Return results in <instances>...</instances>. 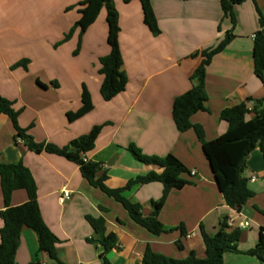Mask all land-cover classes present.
<instances>
[{
	"label": "crops",
	"instance_id": "obj_1",
	"mask_svg": "<svg viewBox=\"0 0 264 264\" xmlns=\"http://www.w3.org/2000/svg\"><path fill=\"white\" fill-rule=\"evenodd\" d=\"M29 1L0 0V81L7 84L5 79L9 77L15 88L14 92L7 93L2 86L0 95L16 101L20 111L18 124L29 128L28 132L36 141L59 147L88 133L95 125H102L94 148L80 155L100 163L96 177L105 172V183L110 188L123 187L128 180L151 170L160 172L156 165L136 160L126 148L129 143L149 155L171 153L189 171L181 176L187 181L184 187L167 191L158 214L164 227L171 230L155 235L134 222L119 202L91 186L77 164L44 150L32 151L21 138L14 139L12 121L0 112V160L6 163L21 161L31 171L43 220L59 240L56 245L58 258L65 264H134L141 261L148 245L172 258H185L190 251L203 258L202 228L214 234L224 220L229 230L236 228L239 222L248 221L249 225L240 229L238 248L253 247L264 229V215L260 212L264 210V158L260 148L256 147L247 156L243 172L254 196L236 210L225 202L218 190L193 128L180 132L171 114L175 98L196 83L190 77L202 56L192 54L216 46L231 27L228 19L223 18L220 1L150 0L160 30L153 34L144 24L138 0L127 3L113 0L120 26L121 69L127 84L125 90L110 101L103 100L100 95L103 78L99 73V59L109 52L106 12H101L82 34L81 40L87 37L90 43L85 45L79 60L65 61L60 54L47 50L53 59L48 65L28 74L8 71V61L19 56L17 42L22 38L13 23L21 17V4L29 5ZM79 1L34 0L36 7L45 12L55 5L65 10ZM234 13V37L212 57L206 68L208 111H199L190 118L192 124L202 126L205 140L214 139L227 130V122L220 119L224 108L241 103L247 97L264 96V86L254 74L253 61V37L259 29V16L264 17V0H246L234 7ZM62 49L67 57L71 55V45ZM28 76L35 79L37 86ZM60 77L65 78V83ZM83 85L90 93L94 108L69 121L67 113L81 106ZM251 116L252 113L247 118ZM64 189L69 190L70 195L62 200ZM163 192L164 185L156 181L134 186L125 190L124 195L139 203L142 214L148 216L153 209L152 202L159 200ZM26 200V191L18 189L13 191L10 204L18 205ZM3 207L0 184V210ZM87 217L105 219L104 235L116 237L115 247L105 250L100 242L101 234ZM2 224L0 217V228ZM223 260L228 264H264L255 256L233 252L225 253ZM16 261L19 264L34 261L59 264L39 251L36 233L27 226L21 230Z\"/></svg>",
	"mask_w": 264,
	"mask_h": 264
},
{
	"label": "trees",
	"instance_id": "obj_2",
	"mask_svg": "<svg viewBox=\"0 0 264 264\" xmlns=\"http://www.w3.org/2000/svg\"><path fill=\"white\" fill-rule=\"evenodd\" d=\"M127 3L130 0H122ZM143 13V21L153 34L160 32L154 10L150 0H138ZM223 18L230 22V29L225 32L224 38L214 47H208L194 53L200 54L202 60L192 73L190 79L196 80L191 88L175 98L172 104V119L180 132L193 128L201 142L202 151L208 161L218 190L225 202L232 208L239 210L253 196L254 192L247 187V180L243 177L246 167V158L250 152L259 147L264 158V96L260 98L247 97L245 101L224 108L220 112V119L228 124L227 130L218 137L205 140L204 131L199 124H192L190 118L199 111H208L206 92V68L212 57L234 37L233 29L236 24L234 7L246 0H219ZM79 4V18L76 25L82 34L95 22L102 8L106 10L107 38L109 52L100 57L99 73L102 75L100 95L105 101L112 100L126 88L127 78L122 66V55L118 43L120 26L118 23V11L113 0H81ZM253 61L254 74L264 86V17L259 16V29L253 37ZM252 103V107L249 104ZM94 108L90 93L86 85L82 86L81 106L75 112L69 111L67 118L74 121ZM0 112L7 115L15 128L14 139L21 138L28 149L40 152L57 154L67 158L78 165L83 178L93 187L98 188L109 197L119 202L128 212L131 219L149 232L160 235L171 229H166L158 218L159 211L165 201L167 191L171 188L180 189L187 183L181 176L189 173L185 165L173 154L154 155L145 154L134 143H129L127 149L139 162L147 165H156L160 172L151 170L145 175H138L123 187L110 188L105 181L107 175L104 172L96 177L101 169L100 163L81 157V153H87L94 148L95 140L101 131L102 125H95L88 133L74 138L66 146L59 147L53 143L38 142L28 132L29 128H23L18 124L20 111L13 108V101L0 95ZM252 113L251 118L247 115ZM160 182L164 185L162 197L152 202V212L144 216L141 205L132 202L124 195L125 190L151 182ZM0 184L2 189L4 207L0 210L2 227L0 228V264H19L16 261V252L20 243V234L23 226L31 228L37 236L39 251L45 253L51 260L63 263L56 254L57 236L50 230L43 220L37 198V187L31 171L21 162L6 163L0 160ZM24 189L27 200L18 205H11L10 199L13 191ZM264 215V210H260ZM93 228L101 234L100 242L105 250H110L116 245V237L113 234L104 235L105 219L103 217H87ZM225 220L218 232L208 234L202 228L205 244V256L199 258L190 251L185 258H172L154 251L149 245L146 247L140 262L134 264H228L223 257L227 252L242 253L255 256L264 262V229L259 233L257 243L246 250L238 248L241 230L228 229ZM91 240V239H88ZM180 248L182 244L177 243ZM28 264H41L39 261Z\"/></svg>",
	"mask_w": 264,
	"mask_h": 264
},
{
	"label": "rangeland",
	"instance_id": "obj_3",
	"mask_svg": "<svg viewBox=\"0 0 264 264\" xmlns=\"http://www.w3.org/2000/svg\"><path fill=\"white\" fill-rule=\"evenodd\" d=\"M29 2H31L29 5L26 3L21 4L23 5L19 12L21 17L17 18L15 23H13L18 31L21 32L22 38L18 39L17 42V49L19 51L17 59L14 61L8 59V71L11 69L16 74L19 72L28 74L37 70L38 67L48 65L53 59L48 56L47 50L56 55L60 54L62 56L61 59L63 58L65 61L74 62V60H79V56L84 51L85 45L90 43L87 37L81 40V31L79 26L76 25V21L80 15L78 11L79 4L71 3L65 10L60 9L57 5L51 6V8H48L47 13L36 7L34 0H30ZM60 12L63 14H60ZM101 12H106L105 8H102ZM59 34L63 35L58 38L57 35ZM67 45H71V57H67L66 52H63V46ZM52 70L53 72H57L56 69L52 68ZM2 72L3 69H1ZM29 79L33 81L32 84L34 83L37 86L34 78L29 77ZM59 79L65 83V78L60 77ZM5 81H7V84L0 81V90H3L1 89L3 86L5 87V92H14V83H11L9 77ZM25 87H27V84ZM29 91H31V88ZM68 101L71 102L72 100ZM13 108L18 110L16 101H13Z\"/></svg>",
	"mask_w": 264,
	"mask_h": 264
},
{
	"label": "built area",
	"instance_id": "obj_4",
	"mask_svg": "<svg viewBox=\"0 0 264 264\" xmlns=\"http://www.w3.org/2000/svg\"><path fill=\"white\" fill-rule=\"evenodd\" d=\"M192 174H195V171L192 172ZM254 178H252L253 180ZM70 195V191L67 189L62 190V195H61V199H68ZM229 224H231V221H228ZM249 225L248 221H243V222H239L238 225L236 226V228L238 229H243L245 227H247ZM187 236H190V234H188Z\"/></svg>",
	"mask_w": 264,
	"mask_h": 264
}]
</instances>
